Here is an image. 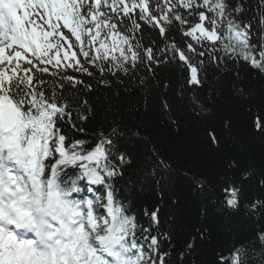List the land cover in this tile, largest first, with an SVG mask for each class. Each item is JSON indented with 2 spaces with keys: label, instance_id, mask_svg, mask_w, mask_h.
I'll return each mask as SVG.
<instances>
[{
  "label": "snow or ice",
  "instance_id": "obj_1",
  "mask_svg": "<svg viewBox=\"0 0 264 264\" xmlns=\"http://www.w3.org/2000/svg\"><path fill=\"white\" fill-rule=\"evenodd\" d=\"M145 26L155 33L148 43ZM169 64L196 90L188 122H219L204 127L214 162L193 157L185 175L219 208L228 236L201 227L178 251L163 197L136 211L120 187L134 194L125 178L138 169L160 173L157 185L171 170L155 143L151 172L141 169L130 145L143 133L122 142L119 101L121 91L159 87L155 72ZM209 67L232 76L229 96L201 94ZM242 68L264 80V0H0V264H264V115L246 125L261 144L257 155L239 136L228 146L235 125L221 107L247 103ZM97 89L107 94L99 106ZM162 108L172 111L166 100ZM172 124L179 132L180 121Z\"/></svg>",
  "mask_w": 264,
  "mask_h": 264
},
{
  "label": "trees",
  "instance_id": "obj_2",
  "mask_svg": "<svg viewBox=\"0 0 264 264\" xmlns=\"http://www.w3.org/2000/svg\"><path fill=\"white\" fill-rule=\"evenodd\" d=\"M251 3L252 0H250ZM154 36L155 33L145 26V43H148ZM175 39L180 40V37L175 36ZM193 63L196 64L197 61L194 59ZM239 70L242 86L247 88L251 95L247 97V103L227 101L222 104L223 113L229 116L235 125L233 133L226 134L225 140L228 142V146L232 147V136H239L242 142L249 146L250 151L258 155L261 144L259 140L253 142L249 139L246 125L255 117L264 115V105L261 104L264 80L256 75L255 70L249 71L247 68ZM199 72L203 74L204 69L199 68ZM227 72L231 73L232 68L229 67ZM75 75L79 76L78 73ZM187 76L188 72L174 64L161 65L155 72L156 83L160 85L159 87L152 86L143 91L133 89L129 93L121 91L119 97L126 125V135L121 137L122 142H135L138 138L132 136V133L137 131L138 127L143 133L139 144L130 145L134 148L133 155L146 162L141 165V169L147 168L148 172H151V168H148L150 161L148 149L152 143H155L170 157L169 163L172 165L171 170L163 173V179L159 185L155 183V179L160 177V173L156 177L144 175L140 169L136 173H130V177L125 179L131 178L136 183V192L129 194L127 187L124 186H120L121 191L125 195H129L128 203H134L136 211L142 210L145 206L160 203L161 197H163V223L166 229H171L172 243L176 246L177 251L183 246L186 239L195 234L198 228L209 225L213 226L222 239L225 241L228 239L224 227L227 221L220 218L219 208L214 207L208 197L196 193L192 186L191 174L185 175L188 169L193 168V157L197 164L211 165L214 162V154L207 151L204 127L219 126V122L214 116L210 117L208 124L203 126L198 123L192 124L186 119V113L190 110L187 106L188 100L196 92V90L187 91L185 87ZM204 80L201 94L205 98L213 92L219 98L221 90L226 97L230 95L233 87L231 75L217 72L214 67H209L204 75ZM164 84H167L168 87L165 88ZM181 89H184L183 96L180 95ZM68 95L71 97L72 93ZM106 96V93L97 89V98H93V102L97 106L106 103ZM165 100L171 105V113H166L162 108ZM173 118L180 121L179 132L172 124ZM76 135L84 137L86 133ZM249 154L247 151L244 153L245 157ZM193 170L200 171L202 169ZM81 195L91 196L88 193L76 194L75 198L80 199ZM172 199L178 200L179 203L172 205ZM204 209L208 210L207 215L202 214ZM173 258H175V254ZM256 259L259 258L256 257Z\"/></svg>",
  "mask_w": 264,
  "mask_h": 264
}]
</instances>
